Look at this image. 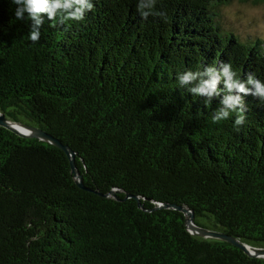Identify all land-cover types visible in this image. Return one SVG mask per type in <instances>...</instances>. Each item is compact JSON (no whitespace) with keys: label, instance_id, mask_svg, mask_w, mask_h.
<instances>
[{"label":"trees","instance_id":"trees-1","mask_svg":"<svg viewBox=\"0 0 264 264\" xmlns=\"http://www.w3.org/2000/svg\"><path fill=\"white\" fill-rule=\"evenodd\" d=\"M236 1L86 0L77 21L67 0L37 23L0 0V112L69 146L83 184L62 150L0 127V264H264L158 207L264 247V97L248 82L264 86V39L224 27ZM225 64L248 94L227 91Z\"/></svg>","mask_w":264,"mask_h":264},{"label":"clouds","instance_id":"clouds-1","mask_svg":"<svg viewBox=\"0 0 264 264\" xmlns=\"http://www.w3.org/2000/svg\"><path fill=\"white\" fill-rule=\"evenodd\" d=\"M12 3L16 5L14 15L16 19L23 20L25 19V14H27V18L31 22H39V14L42 12H47L48 17L50 20H53L56 16L57 10L60 9H67L71 7V3L67 2V0H12ZM74 3L80 5V7L76 8V10L72 13L68 14L67 19L71 20H82L84 18V8L85 6L90 11L93 8V4L87 3L86 0H74ZM149 14L143 13V16L147 18ZM39 33L33 31L31 33L30 39L32 41H36L38 39ZM224 76L226 77L225 80V87L227 91L230 93L234 88L237 89L241 93L248 94V90L245 88L243 84H237L233 81V76L235 72L232 71L231 65L225 64L224 65ZM194 75L189 72L186 75H183L180 80L181 83H186L192 79H194ZM217 79H213L210 82H205L203 86L196 89V91L200 93H206L211 95L212 92L216 90ZM249 83H255L257 93L261 97H264V86H262L258 81H254L252 76H249L248 79ZM240 103L239 97H233L228 95L225 99V104L228 106H234ZM223 117H227L228 113L223 112ZM244 121L243 115L237 116L235 120V125H241Z\"/></svg>","mask_w":264,"mask_h":264},{"label":"water","instance_id":"water-1","mask_svg":"<svg viewBox=\"0 0 264 264\" xmlns=\"http://www.w3.org/2000/svg\"><path fill=\"white\" fill-rule=\"evenodd\" d=\"M0 127L6 128L22 137H28V138H35L40 141H43L45 143L51 144L60 150H62L66 156L68 157L70 161V165L72 168V173L75 176L76 183L83 188L82 184V176L78 173L77 167H76V153L67 145H64L60 140L55 138L54 136L47 133L45 130L34 127L29 124H25L22 122H16L9 120L5 114L0 112ZM117 191H112L111 196L115 197ZM131 196H127V198H130ZM138 199V198H137ZM140 207H142L140 205ZM159 208H170L177 210L181 213H183L186 216V227L187 230L192 234L193 236L201 237L203 239H215L227 242L242 251H244L246 254H248L250 257L253 258H260L264 259V247H254L252 245H249L247 243H244L243 241L233 237L232 235H229L225 232L216 231L212 229H208L205 227L199 226L195 222V214L192 210L188 209L185 206L182 205H169V204H158Z\"/></svg>","mask_w":264,"mask_h":264},{"label":"rangeland","instance_id":"rangeland-1","mask_svg":"<svg viewBox=\"0 0 264 264\" xmlns=\"http://www.w3.org/2000/svg\"><path fill=\"white\" fill-rule=\"evenodd\" d=\"M232 2L222 10L224 27L240 36L243 40L260 37L264 39V3ZM200 223L208 229L211 225L200 219Z\"/></svg>","mask_w":264,"mask_h":264}]
</instances>
